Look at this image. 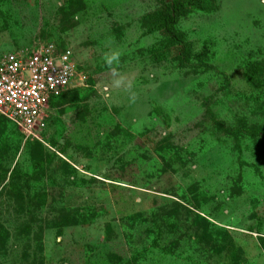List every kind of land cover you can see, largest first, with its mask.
I'll return each instance as SVG.
<instances>
[{"label":"rangeland","instance_id":"1","mask_svg":"<svg viewBox=\"0 0 264 264\" xmlns=\"http://www.w3.org/2000/svg\"><path fill=\"white\" fill-rule=\"evenodd\" d=\"M40 46L77 82L41 141L0 118V264H264V0H0Z\"/></svg>","mask_w":264,"mask_h":264},{"label":"built area","instance_id":"2","mask_svg":"<svg viewBox=\"0 0 264 264\" xmlns=\"http://www.w3.org/2000/svg\"><path fill=\"white\" fill-rule=\"evenodd\" d=\"M76 82L73 59L53 46L6 54L0 58V116L27 140L41 141L50 103Z\"/></svg>","mask_w":264,"mask_h":264},{"label":"trees","instance_id":"3","mask_svg":"<svg viewBox=\"0 0 264 264\" xmlns=\"http://www.w3.org/2000/svg\"><path fill=\"white\" fill-rule=\"evenodd\" d=\"M186 6L194 7L196 6V3L189 2L187 3ZM181 9H183V5L179 4L178 2L171 1L169 3H166L163 6V10L161 12L157 28L160 29L164 34H167V35L171 34V36L177 41V44L179 45V49H180V57L183 58V61L181 64L182 66H184L188 64V60L190 59L189 50L187 49L185 43L182 41L183 40L182 37L179 35L173 34V31H172L173 26L176 24V17ZM67 93L65 95H67ZM65 95H63V97ZM63 97H61L60 99L56 101L51 102L50 107H52L57 102H59ZM0 118L2 117L0 116ZM2 119L6 121L4 118ZM45 125H46V121H45Z\"/></svg>","mask_w":264,"mask_h":264},{"label":"crops","instance_id":"4","mask_svg":"<svg viewBox=\"0 0 264 264\" xmlns=\"http://www.w3.org/2000/svg\"><path fill=\"white\" fill-rule=\"evenodd\" d=\"M50 107V106H49ZM49 109V108H48Z\"/></svg>","mask_w":264,"mask_h":264}]
</instances>
